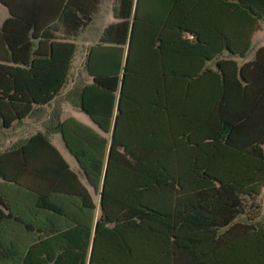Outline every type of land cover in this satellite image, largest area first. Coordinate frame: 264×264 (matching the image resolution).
I'll return each mask as SVG.
<instances>
[{
	"label": "trees",
	"instance_id": "16d2710c",
	"mask_svg": "<svg viewBox=\"0 0 264 264\" xmlns=\"http://www.w3.org/2000/svg\"><path fill=\"white\" fill-rule=\"evenodd\" d=\"M111 13L118 22L88 49L91 82L76 94L101 132L111 124L104 166L105 141L91 157L65 140L88 182L102 177L99 215L92 227L89 219H48L50 232L37 227L26 251L0 247V257L10 264L174 257L180 264H264V223H253L246 206L264 192V46L243 61L264 23V0H115ZM75 48L50 42L52 73L38 81L50 80L53 95ZM96 50L115 52L113 72L90 71ZM7 92L0 78V100L11 102ZM241 216L249 223L240 224Z\"/></svg>",
	"mask_w": 264,
	"mask_h": 264
},
{
	"label": "crops",
	"instance_id": "0c3cea01",
	"mask_svg": "<svg viewBox=\"0 0 264 264\" xmlns=\"http://www.w3.org/2000/svg\"><path fill=\"white\" fill-rule=\"evenodd\" d=\"M114 4L115 0L0 1V78L8 91L6 95L12 97L11 102L0 100V123L8 124L0 125V173L4 177L0 178V201L6 206L0 207L2 248L26 251L36 239L33 229L40 227L45 233L50 232L48 219H89L92 227L99 215L102 177L89 183L65 140L73 149L83 150L91 157L100 153L102 140L105 141L104 166L111 124L107 133L101 132L78 108L76 94L81 86L91 82L85 65L88 49L106 27L118 22L111 13ZM52 41L70 42L76 47L67 78L54 95L50 80L38 81L52 73L47 64ZM124 57L125 52L122 62ZM115 61L114 51L96 50L90 71L111 73ZM9 74L14 76L13 84L7 80ZM49 95L51 99L47 101ZM43 100L46 103H41ZM11 105L13 110L9 109ZM59 125L63 127L59 129ZM258 199L264 205V192L246 200V206L251 204L252 208L247 214L254 216L253 223H264L259 206L254 204ZM47 206L57 207L62 215L45 210ZM7 214L10 218L4 219ZM12 218L22 221L28 230ZM238 221L249 223L244 216ZM236 247L237 260H241L243 246L239 243ZM252 262L260 264L258 259ZM0 264L10 262L0 257ZM150 264H180V260L158 259Z\"/></svg>",
	"mask_w": 264,
	"mask_h": 264
},
{
	"label": "rangeland",
	"instance_id": "374dc122",
	"mask_svg": "<svg viewBox=\"0 0 264 264\" xmlns=\"http://www.w3.org/2000/svg\"><path fill=\"white\" fill-rule=\"evenodd\" d=\"M100 14H101L102 17L104 16L102 6H101V9H100ZM261 45H264V23L261 24L260 30L254 34V36H253V38L251 40L250 50H249L247 56L245 57L244 61L250 60L252 58L253 54H254L255 49L258 46H261ZM263 151H264V146H263ZM254 204L259 206V208H260V211H259L260 216L264 217V205H263V202L261 201V199H258Z\"/></svg>",
	"mask_w": 264,
	"mask_h": 264
}]
</instances>
